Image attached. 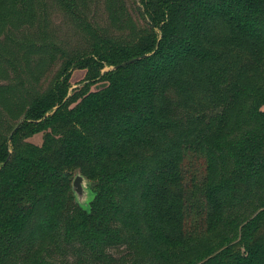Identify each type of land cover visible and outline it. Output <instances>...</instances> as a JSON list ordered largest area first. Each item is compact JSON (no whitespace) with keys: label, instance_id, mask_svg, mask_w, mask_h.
I'll use <instances>...</instances> for the list:
<instances>
[{"label":"trees","instance_id":"16d2710c","mask_svg":"<svg viewBox=\"0 0 264 264\" xmlns=\"http://www.w3.org/2000/svg\"><path fill=\"white\" fill-rule=\"evenodd\" d=\"M137 3L140 37L66 54L0 141V264H264V0Z\"/></svg>","mask_w":264,"mask_h":264},{"label":"rangeland","instance_id":"374dc122","mask_svg":"<svg viewBox=\"0 0 264 264\" xmlns=\"http://www.w3.org/2000/svg\"><path fill=\"white\" fill-rule=\"evenodd\" d=\"M8 4L0 15V141L9 139L31 101L55 80L66 54H85L103 38L117 44L131 43L144 29L137 0H74L73 13L65 11L56 0H5L2 8ZM83 76L84 70L75 69L70 89L80 86ZM253 80H259L258 75ZM176 100L178 111H190L195 105L198 110V105L206 102L204 85ZM42 136L40 132L26 140L39 145ZM76 174L80 173L70 181L71 195L75 203L87 208L94 191L85 178L87 194L79 204L72 191ZM227 233L228 222L205 237L201 249L214 246L220 234Z\"/></svg>","mask_w":264,"mask_h":264},{"label":"water","instance_id":"95a60500","mask_svg":"<svg viewBox=\"0 0 264 264\" xmlns=\"http://www.w3.org/2000/svg\"><path fill=\"white\" fill-rule=\"evenodd\" d=\"M133 60H135V59L125 61V62H123V63H121L119 65L114 66L113 68L125 65V64H127V63H129V62H131ZM11 138H12V133L9 135V140ZM86 185H87V182H86V179H85V177L83 175L76 174L74 176V178L72 180V191L75 194V196L77 197V199L79 201V204H83V198L87 194Z\"/></svg>","mask_w":264,"mask_h":264}]
</instances>
